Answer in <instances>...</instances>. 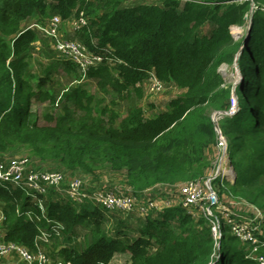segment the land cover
Returning a JSON list of instances; mask_svg holds the SVG:
<instances>
[{"label": "trees", "instance_id": "obj_1", "mask_svg": "<svg viewBox=\"0 0 264 264\" xmlns=\"http://www.w3.org/2000/svg\"><path fill=\"white\" fill-rule=\"evenodd\" d=\"M254 1L246 33L235 36L231 29L244 25L250 1L0 0V162L24 154L28 171L65 177L60 189L46 194L0 183L3 241L32 252L40 247L53 262L69 264H111L125 253L130 258L123 264H259L224 221L216 241L210 222L180 203L107 211L65 192L72 178L90 191H114L92 181L109 172L136 196L166 186L177 197L179 185L205 178L212 167L217 133L211 111H230L234 95L237 112L222 115L218 124L235 177H218L212 186L221 199L264 212V0ZM55 16L77 20L73 39L102 58L86 73L62 58L65 71L95 82L111 104L78 85L57 100L47 87L49 71L32 83L29 58L39 36L25 25H46ZM223 66L238 70L237 87L226 86L218 72ZM153 79L181 93L161 113L132 107L119 115L117 101L142 99ZM48 101L60 110L33 109ZM224 118L233 120L241 141L234 158ZM223 183L225 193L219 192ZM43 234L57 248L42 242Z\"/></svg>", "mask_w": 264, "mask_h": 264}, {"label": "built area", "instance_id": "obj_2", "mask_svg": "<svg viewBox=\"0 0 264 264\" xmlns=\"http://www.w3.org/2000/svg\"><path fill=\"white\" fill-rule=\"evenodd\" d=\"M247 1L251 3L250 15L245 17L243 26L232 27L231 32L233 34L234 28L239 30L234 34L235 36L243 35V32L246 33L245 30L256 8L254 0ZM80 23H84V21H80ZM61 25L62 20L55 16L46 23V25L33 24L30 28L38 29L47 35L54 42V48L59 56L76 64L83 73H86L89 67L96 66L102 61L101 57L90 53L82 43L66 38L64 34L61 33ZM79 27L80 24L78 23L76 29ZM153 80L157 85H161L156 79ZM236 106V99L233 95L232 108L230 111L227 113H219L233 116L237 112ZM217 127L220 129L218 124ZM216 133V161H220L218 166L217 164L213 166V171L216 169L218 173L210 174L208 177L179 185L176 188L178 189L177 197L168 194V196L164 198H152V189L144 191L139 196L130 193L128 188L125 191L120 189H116L115 191H90L86 188L85 182L81 178H72L69 180L65 192L67 196L75 202L94 204L107 211L119 210L123 212H132L139 207L161 210L166 207H171L176 203H180L184 208L196 210L201 213L203 217L210 222L211 231L216 241L221 238V220L224 221V224L229 226L232 235L249 246L248 258L257 261L259 264H264V255L262 253V251H264V212L245 203H239L240 208H230L228 205L233 202H227L226 205V201L221 199L216 189L212 186V181L218 177L222 179H232L235 177L234 168L229 163L227 156L226 140L221 130ZM28 165L29 160L26 157L0 162V183L21 184L39 194H46L51 188L60 189L64 183L65 177L62 173L57 171H28ZM173 193L174 191L172 194ZM169 196L170 198L168 199ZM136 205L138 206L137 208ZM3 219L4 217L0 210V259L17 255L19 260L24 264H69L63 261L53 262L40 247L37 252H32L22 246L13 243H5L3 241L4 234L1 225ZM39 239L42 242H49V238L45 234Z\"/></svg>", "mask_w": 264, "mask_h": 264}, {"label": "rangeland", "instance_id": "obj_3", "mask_svg": "<svg viewBox=\"0 0 264 264\" xmlns=\"http://www.w3.org/2000/svg\"><path fill=\"white\" fill-rule=\"evenodd\" d=\"M30 24L33 25V23H27L25 26L27 27ZM77 24H78V21L75 19H73L72 21H62L61 33L64 34V36L68 39L74 38V31L76 29ZM238 31L239 30L237 28L233 29L234 34H236ZM37 33L39 36V40L33 45L32 52L29 58V62L31 64V72L34 76L31 79L33 84L36 85L40 77H46L49 71L51 72L50 76L52 79L48 82L47 87L56 92L57 100L62 98L61 101H63L64 92L78 85L84 88L85 90H87L89 93L93 94L98 100H102L105 97L106 103L111 104L112 99L108 96H104L102 92L96 87L95 82L89 80L88 78H85V79L80 78L78 80L77 78H79L80 75L78 76L75 74L67 73L65 71L64 63L61 62L63 59L54 50L55 49L54 42L43 32L38 30ZM218 72L223 76L225 82L227 83L226 86H228L229 88L230 87L235 88L238 86L241 80L238 70H233L232 67L223 66L222 68H219ZM180 93L181 91L178 90L174 86H164V85L161 86V85H157L156 83H154V80L153 81L150 80L148 84L144 87V96L142 99L132 98L129 101H121V102L117 101L116 103L117 106H115L114 108L118 112V114L121 116H125L127 109L132 108V107H141L148 114L152 113V110H150V108L153 107L152 109L155 111V113H161L162 111H165L167 109V103L170 101V99L175 98ZM235 99H236V96H235ZM60 107L61 105L58 107L57 104L55 105V107H53L48 101L45 103H36L33 106V109L35 111L39 110L40 112H43L45 110L54 108V110L57 109V111H59ZM255 109H256V105L254 104L252 105V111L253 110L255 111ZM220 115H222V113H219V112L214 113L213 110L211 111L210 118L214 124L216 132H220L221 130V129H218L217 127V124L220 122V119L222 117ZM221 126L230 144V148H229L230 156L234 158L237 154V148L239 144L241 143L240 138H238L237 132H236L237 126L235 125L233 120L229 118L222 119ZM247 130L251 131L250 127H247ZM22 155L24 154L10 155L7 159L13 160V159L21 158ZM219 161H216V158H214L213 156L211 166L213 167L216 164L218 166ZM212 167L209 169V172L206 175V177H208L210 174L218 173L216 169L213 171ZM118 175L117 174L114 175L113 173L106 172L98 177H93L92 181L97 186L103 187L104 189L111 187V188L120 189L124 191L127 190V187L123 186L124 180L121 178L120 175L119 176ZM82 178H85V177L82 176ZM218 182L219 181L215 183H218ZM226 189L228 190L227 184L223 183L219 192L222 191L225 193ZM94 190L95 189H91V191H94ZM168 192H170V189L166 188V186H160L156 190L153 191L152 198L167 197ZM224 197L226 201L233 202V203H230L228 207L233 208V209L240 208L239 207L240 204L238 202H235V200H231V199L227 200L226 196ZM225 203L227 205V202ZM91 206H95V205L91 204ZM137 207L138 206L136 205V208ZM49 241H50L49 244L51 245L50 248L52 250L57 248L56 247L57 244L53 245V240L49 239ZM58 247H60V245ZM129 258H130V255L126 253L115 255V258L113 259L111 264H123L126 261H128ZM0 264H24V263L20 261L18 257L10 256L9 258H6V260L1 261L0 259Z\"/></svg>", "mask_w": 264, "mask_h": 264}, {"label": "crops", "instance_id": "obj_4", "mask_svg": "<svg viewBox=\"0 0 264 264\" xmlns=\"http://www.w3.org/2000/svg\"><path fill=\"white\" fill-rule=\"evenodd\" d=\"M74 32H75V31H74ZM71 40L78 41V40H76V39H73V38H72ZM78 42H79V41H78ZM54 50H55V49H54ZM55 51H56V50H55ZM82 79H84V76H82ZM169 198H170V196L168 197V199H169ZM115 255H120V254H115ZM114 258H115V256H114ZM114 258H113V259H114Z\"/></svg>", "mask_w": 264, "mask_h": 264}, {"label": "bare ground", "instance_id": "obj_5", "mask_svg": "<svg viewBox=\"0 0 264 264\" xmlns=\"http://www.w3.org/2000/svg\"><path fill=\"white\" fill-rule=\"evenodd\" d=\"M246 31V30H245ZM222 113H225V112H222Z\"/></svg>", "mask_w": 264, "mask_h": 264}]
</instances>
